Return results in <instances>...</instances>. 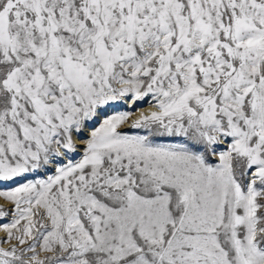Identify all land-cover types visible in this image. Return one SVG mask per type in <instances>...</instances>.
I'll return each instance as SVG.
<instances>
[{
    "label": "snow or ice",
    "instance_id": "snow-or-ice-1",
    "mask_svg": "<svg viewBox=\"0 0 264 264\" xmlns=\"http://www.w3.org/2000/svg\"><path fill=\"white\" fill-rule=\"evenodd\" d=\"M0 233V264H264V0H0Z\"/></svg>",
    "mask_w": 264,
    "mask_h": 264
},
{
    "label": "rangeland",
    "instance_id": "rangeland-1",
    "mask_svg": "<svg viewBox=\"0 0 264 264\" xmlns=\"http://www.w3.org/2000/svg\"><path fill=\"white\" fill-rule=\"evenodd\" d=\"M141 109H142V110H147L146 108H143V107H142ZM0 235H2V233H0Z\"/></svg>",
    "mask_w": 264,
    "mask_h": 264
},
{
    "label": "bare ground",
    "instance_id": "bare-ground-1",
    "mask_svg": "<svg viewBox=\"0 0 264 264\" xmlns=\"http://www.w3.org/2000/svg\"><path fill=\"white\" fill-rule=\"evenodd\" d=\"M141 111H144V110L141 109Z\"/></svg>",
    "mask_w": 264,
    "mask_h": 264
}]
</instances>
